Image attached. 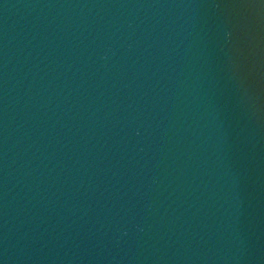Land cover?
Wrapping results in <instances>:
<instances>
[{"label": "water", "instance_id": "obj_1", "mask_svg": "<svg viewBox=\"0 0 264 264\" xmlns=\"http://www.w3.org/2000/svg\"><path fill=\"white\" fill-rule=\"evenodd\" d=\"M0 264H264V0H0Z\"/></svg>", "mask_w": 264, "mask_h": 264}]
</instances>
